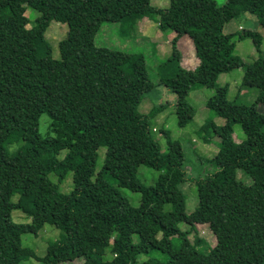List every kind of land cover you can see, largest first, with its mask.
<instances>
[{"label": "trees", "instance_id": "1", "mask_svg": "<svg viewBox=\"0 0 264 264\" xmlns=\"http://www.w3.org/2000/svg\"><path fill=\"white\" fill-rule=\"evenodd\" d=\"M27 8L39 13L30 28ZM245 14L264 31V0H227L220 7L213 0H169L164 9L150 0H0V264L30 258L41 264H264V112L257 109L264 107L261 36L239 34V39L250 37L258 53L244 63L234 54V35L222 33L224 25ZM142 19L174 34L158 85L175 95L179 127L195 115L189 93L215 90L206 107L225 123L207 120L198 130L205 142L212 136L219 140L209 162L214 171L203 178H188L182 148L167 131L161 130L166 153L153 139L150 122L164 106L138 112L143 94L156 86L144 58L95 46L103 23L133 28ZM51 21L68 28L58 43L59 60L44 37ZM182 37L193 45L198 60L193 70L180 65ZM235 69H243L237 99L243 91L257 92L251 105L229 102L227 88L216 85L220 74ZM42 115L49 119L46 137L38 132ZM235 124L245 135L240 143L233 139ZM15 144L19 147L10 152ZM100 148L106 152L95 176ZM60 152H65L62 160ZM140 166L158 173L153 185L140 183ZM237 171L251 184L239 181ZM69 172L73 189L63 194L59 184ZM108 178L139 194L138 207ZM188 180L196 186L199 204L191 215L179 188ZM14 210L30 223L12 222ZM200 218L215 237L213 247L198 237L192 242L178 227ZM45 224L60 230L61 238L38 259L21 246V236L36 234ZM107 250L110 260L103 258ZM152 251L163 260L138 262Z\"/></svg>", "mask_w": 264, "mask_h": 264}, {"label": "rangeland", "instance_id": "2", "mask_svg": "<svg viewBox=\"0 0 264 264\" xmlns=\"http://www.w3.org/2000/svg\"><path fill=\"white\" fill-rule=\"evenodd\" d=\"M218 7L223 6L227 0H213ZM150 4L156 8L164 9L169 5V0H150ZM24 15L29 19L27 28H30L39 13L31 8H27ZM67 26L54 21L49 23L47 30L44 33L46 41L52 48V57L59 60L58 43L66 37ZM243 31L256 32L261 36V55L264 58V31L258 25L257 20L250 14H245L237 19H234L224 25L222 33L225 35H234L232 42L235 45L234 54L239 56L244 63H251L258 58V53L254 47L253 40L250 37L239 39V34ZM170 31L161 32L157 24L153 21L142 19L138 20L133 28H128V25L122 23H103L95 35L94 43L96 47L107 48L112 51H117L123 54L140 55L144 58L145 69L149 80L156 85L152 90L146 92L142 96V100L138 106L140 114H147L153 107L164 106L150 122V131L153 139L156 141L160 151L166 153L168 150L166 139L161 130L168 132L172 141L179 142L182 148L184 163L186 165L187 176L190 180L198 177L203 178L214 171L210 160L218 151V138L211 137L209 142L203 141L198 130L207 120L213 121L217 126L224 125V120L217 117L212 111L207 109L206 101L215 93L214 89L200 87L192 90L187 101L195 111V115L184 127H179L175 113L176 98L170 89L158 85L159 66L166 62L171 56V40L168 34ZM173 34V33H172ZM181 47L177 44L181 54L180 65L188 70L194 69L198 65V60L195 57L194 48L191 41L187 37H182L180 41ZM243 77V69H235L228 73L220 74L217 78L216 85L218 87L227 88V100L229 102L237 101L240 104L251 105L255 102L257 92L255 89H250L241 92L242 98L237 99L238 90L240 88L241 79ZM246 93V94H244ZM259 112H264V107L257 106ZM49 131V119L46 115H42L39 120L38 132L40 136L46 137ZM245 138V135L240 125H233V139L235 143H240ZM19 146L17 144L8 147L12 152ZM105 148H100L97 151V159L95 166V176L102 170ZM65 152H60L58 159L62 160ZM158 173L144 166H140L138 170V179L143 185H153ZM237 178L246 185H250L251 181L244 176L241 171H237ZM49 179L56 183V178L53 175ZM94 178L92 179V181ZM179 186L185 196V212L187 215L195 213L198 208L197 189L192 181ZM109 183L127 199L132 207H138L140 195L132 193L126 189L118 187L113 179L108 178ZM73 189L72 172H69L65 179L59 184V190L63 194L69 193ZM17 195L12 197V202H16ZM168 209V207L166 208ZM11 220L17 224L30 223L29 217L20 210H14L11 213ZM189 226L180 224L178 227L183 232L188 231L189 239L193 242L195 238H201L206 241L207 245L213 247L216 243L215 237L208 229V223L203 219L192 221ZM61 238L60 230L53 225L45 224L36 234L26 233L21 236V246L31 250L35 256L40 259L45 256L46 248L49 243L59 241ZM175 245H178L177 239L173 240ZM133 243H137V238L134 237ZM104 260H110L111 254L107 250L104 255ZM149 258L163 260L160 254L155 251L143 254L138 257V262H145ZM76 261V260H74ZM20 264H41L36 258H30L22 261Z\"/></svg>", "mask_w": 264, "mask_h": 264}, {"label": "crops", "instance_id": "3", "mask_svg": "<svg viewBox=\"0 0 264 264\" xmlns=\"http://www.w3.org/2000/svg\"><path fill=\"white\" fill-rule=\"evenodd\" d=\"M168 37L173 38V37H174V34L169 33L168 36H167V38H168ZM180 41H181V39H180L179 42H178L179 47H181ZM178 49H179V48H178ZM191 70H193V69H191Z\"/></svg>", "mask_w": 264, "mask_h": 264}]
</instances>
